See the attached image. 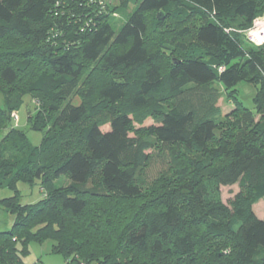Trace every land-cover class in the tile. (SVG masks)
I'll list each match as a JSON object with an SVG mask.
<instances>
[{"label":"trees","instance_id":"16d2710c","mask_svg":"<svg viewBox=\"0 0 264 264\" xmlns=\"http://www.w3.org/2000/svg\"><path fill=\"white\" fill-rule=\"evenodd\" d=\"M118 1L0 0V189L14 193L0 207L15 217L0 264L47 241L65 264H264V46L240 33L264 0ZM216 83L235 104L221 122ZM241 83L260 87L255 113ZM26 97L37 146L13 117ZM154 143L169 167L145 184ZM36 182L45 197L22 205L18 185Z\"/></svg>","mask_w":264,"mask_h":264},{"label":"rangeland","instance_id":"374dc122","mask_svg":"<svg viewBox=\"0 0 264 264\" xmlns=\"http://www.w3.org/2000/svg\"><path fill=\"white\" fill-rule=\"evenodd\" d=\"M111 5H118V0H107ZM125 24V17L118 18L113 22L115 31L118 32L120 28ZM252 48V46H249ZM214 88L221 93L217 106L222 111V117L220 122L224 121V117L230 114L234 108L235 104L232 99H228L226 91L222 85L216 83ZM260 87L253 86L247 83H241L237 85L232 91L235 93L236 99L243 104V106L252 112H256V105L254 98ZM230 92V94H233ZM80 99H73V105H79ZM38 102L32 100L29 97H26L23 102V106L18 112V124H16L20 130L27 133L31 143L33 145H39L42 140V135L38 132H34L28 127V115L32 113L34 115ZM259 118V117H258ZM155 125L153 118H146L142 124H136L137 129H142ZM104 132L109 130V126H104L102 128ZM8 130L0 131V141L5 138L8 134ZM151 153V159L143 171V178L145 184H151L163 171H166L169 167V154L172 153L171 149L160 143H154V147ZM61 183H66L65 180H62ZM64 185V184H59ZM18 190L21 195V204L22 205H33L38 203L43 197V190H41L40 183L36 182L33 187L20 183L18 185ZM240 192L238 185L232 187H221L220 188V199L223 204L229 206L230 202L235 198V196ZM14 196V193L9 189H0V201L3 199L11 198ZM254 212L260 220H264V200L259 202L254 207ZM15 221L14 215L9 212H6L2 207H0V231L6 232L10 231L13 223ZM53 243L47 241L45 243H31L29 245V253L25 257V264H65V261L61 255L54 254L52 251Z\"/></svg>","mask_w":264,"mask_h":264},{"label":"built area","instance_id":"2783aa9c","mask_svg":"<svg viewBox=\"0 0 264 264\" xmlns=\"http://www.w3.org/2000/svg\"><path fill=\"white\" fill-rule=\"evenodd\" d=\"M240 33H242L247 42L254 47H262L264 46V15L256 18L253 21L252 26L245 30V31H241ZM13 117L16 120V123L18 124V114L14 113Z\"/></svg>","mask_w":264,"mask_h":264}]
</instances>
